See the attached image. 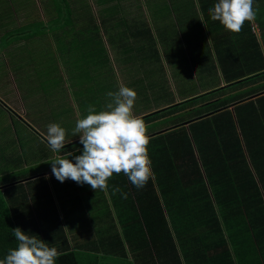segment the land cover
Wrapping results in <instances>:
<instances>
[{"label":"trees","instance_id":"obj_1","mask_svg":"<svg viewBox=\"0 0 264 264\" xmlns=\"http://www.w3.org/2000/svg\"><path fill=\"white\" fill-rule=\"evenodd\" d=\"M231 100L224 98L221 105ZM261 102L236 105L247 109L242 115L225 109L151 137L147 151L154 175L143 188L123 173L113 174L108 191L133 258L124 249L112 250L104 264H203L207 260L199 248L207 249L208 241L221 264H264V129L248 130L262 112ZM188 112L191 119L195 113ZM31 181L0 191V259L16 246L12 229L20 227L57 249L55 264H97L70 249L61 225L46 230L38 224L40 215L31 206L37 198L27 187ZM114 187L120 191L113 193ZM29 218L35 220L34 230L25 226Z\"/></svg>","mask_w":264,"mask_h":264},{"label":"rangeland","instance_id":"obj_2","mask_svg":"<svg viewBox=\"0 0 264 264\" xmlns=\"http://www.w3.org/2000/svg\"><path fill=\"white\" fill-rule=\"evenodd\" d=\"M188 35H201L196 0H0L2 176L25 171L7 161L2 145L13 136L11 120L73 131L78 114L99 110L121 83L157 103L177 95L183 73L195 70L199 79L198 43L186 48ZM169 122L159 119L147 133Z\"/></svg>","mask_w":264,"mask_h":264},{"label":"crops","instance_id":"obj_3","mask_svg":"<svg viewBox=\"0 0 264 264\" xmlns=\"http://www.w3.org/2000/svg\"><path fill=\"white\" fill-rule=\"evenodd\" d=\"M216 2L218 0H196L201 31L199 41L195 39L198 43L195 65L201 73L199 79L195 70L192 73H183L179 78L181 86L177 87V95H173L170 99H161L157 103L145 101L143 94L142 97L141 94H137L133 112L139 117L146 116L143 120L147 128L151 123H157L159 119L170 120L167 125L163 123V127L148 131L149 138L181 125L187 127L193 120L225 109L232 113L239 111L242 115L247 109L237 108L236 105L258 98L262 101V112L256 115V119L248 130L264 129V0H254L255 20L246 21L239 33L226 30L219 21H213L210 18L208 9ZM195 21L194 19L193 22ZM191 23L190 16H186L183 24L189 26ZM184 40L187 44L186 48L189 47L192 50L195 47V41L191 36L188 35ZM187 58L191 60L190 56ZM181 71L183 72V68ZM249 75L254 77L242 79ZM194 78L196 81L194 80L193 85L191 81ZM241 80L244 81L240 82ZM168 81L176 80L169 75ZM227 97H231L232 100L221 105L224 103L222 100ZM210 102L213 104L208 105ZM0 104L3 105L1 102ZM206 104L210 107L209 111ZM200 108L203 113L196 115L197 109ZM163 109L166 110L162 112V115H153V112ZM190 110L196 115L191 119L187 118ZM11 124L13 136L1 138L4 143L2 145L7 150L6 159L25 171L22 173L12 171L15 174L7 176H2L0 172V191L11 184L32 180L27 187L37 198L33 199L31 206L35 211L38 210L40 215L39 219L35 216L38 224L46 230H54L61 225L70 249L77 250L80 256L90 255L89 261L94 263L109 262L112 255H107L106 252L116 250L114 253H117L123 249L127 258L131 260L132 250L124 239L118 210L112 205L108 189L106 191L97 189L94 192L88 184H78L71 179H66L64 182L58 181L52 174L51 163L48 162L57 153L51 151L45 139L47 125L37 127L30 120L21 117L17 119V124L12 120ZM66 133L69 140L67 144L70 145L65 144L61 154L69 151L73 153V156L81 154L82 144L72 143L79 140V136H73L72 131H66ZM31 140L33 143L30 145ZM73 156L68 158L75 162ZM29 158L33 159L32 163L28 162ZM81 207L84 209L80 211ZM121 214L125 219L126 216ZM34 224V218L32 221L31 218L25 221V226L30 225L31 230H34ZM115 234L120 236L122 243ZM204 246H207V249L199 248L206 256L207 261L204 263L221 264V258L218 259L217 253L211 250L212 245L209 241L204 242ZM240 246H237V249Z\"/></svg>","mask_w":264,"mask_h":264},{"label":"clouds","instance_id":"obj_4","mask_svg":"<svg viewBox=\"0 0 264 264\" xmlns=\"http://www.w3.org/2000/svg\"><path fill=\"white\" fill-rule=\"evenodd\" d=\"M254 0H218L208 9L210 18L232 33H239L246 21L255 20ZM108 99L99 110L93 105L86 115L78 114L73 136H79L82 153L61 154L69 142L65 128L49 123L45 139L53 153L51 171L64 182L71 179L78 184H88L94 190L106 191L113 174L126 175L133 186L143 188L153 177L147 145L150 142L147 125L133 112L137 93L121 83L117 91L106 93ZM73 156V160L68 157ZM113 188V193L119 192ZM126 197V193H122ZM17 241L0 259V264H55L60 253L49 247L43 239L27 235L20 227L12 229Z\"/></svg>","mask_w":264,"mask_h":264}]
</instances>
